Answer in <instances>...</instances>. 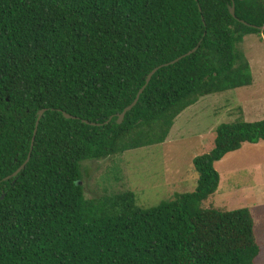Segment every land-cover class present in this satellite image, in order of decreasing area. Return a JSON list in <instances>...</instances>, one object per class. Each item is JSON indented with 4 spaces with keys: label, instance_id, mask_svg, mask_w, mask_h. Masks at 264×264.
I'll use <instances>...</instances> for the list:
<instances>
[{
    "label": "trees",
    "instance_id": "trees-1",
    "mask_svg": "<svg viewBox=\"0 0 264 264\" xmlns=\"http://www.w3.org/2000/svg\"><path fill=\"white\" fill-rule=\"evenodd\" d=\"M232 3L0 0V264H257L251 210L206 203L215 163L264 139V119L220 124L194 158L196 189L157 205L128 189L87 198L81 184L83 161L162 143L201 97L253 82L240 43L264 35V0H234L235 16Z\"/></svg>",
    "mask_w": 264,
    "mask_h": 264
},
{
    "label": "rangeland",
    "instance_id": "rangeland-1",
    "mask_svg": "<svg viewBox=\"0 0 264 264\" xmlns=\"http://www.w3.org/2000/svg\"><path fill=\"white\" fill-rule=\"evenodd\" d=\"M240 48L250 62V85L201 97L177 116L162 143L83 161L85 196L107 200L128 189L136 194L137 204L148 207L176 193L194 191L198 184L194 158L213 150L216 128L237 119H264V35H245ZM215 166L220 183L206 206L228 210L248 207L261 248L256 263L264 264V139L244 142Z\"/></svg>",
    "mask_w": 264,
    "mask_h": 264
},
{
    "label": "water",
    "instance_id": "water-1",
    "mask_svg": "<svg viewBox=\"0 0 264 264\" xmlns=\"http://www.w3.org/2000/svg\"><path fill=\"white\" fill-rule=\"evenodd\" d=\"M229 10H230L231 14H233L234 16L236 15V10H235L234 0H233L232 5H229ZM254 26L258 27V28L261 29V30L264 29V25H260V26H259V25H254ZM197 47H198V46H196V47L193 48L192 50L188 51L187 53H184L183 55H181V56L175 58L174 60H172V61H170V62H168V63H166V64H169V63H175V62L179 61L182 57H184V56H186V55H188V54L194 52V51L197 49ZM159 67H160V66L155 67L153 70H151V72H149V74H148V76H147V78H146V83H145V84L142 86V88L139 90V92H138V94L136 95L135 99L132 101V103H130L128 106H126V107L124 108V110H123L121 113H119V115H118V120H117L118 122H122L123 119H124V117H125V115H126V113H127L129 110H131V109L137 104V102H138V100H139V98H140L141 93L144 91L145 87H146L147 84L150 82V80H151L153 74L159 69ZM45 111H46V108L40 109V110L38 111V117H37V121H36V127H35L34 134H36V132H37V128H38L39 121H40V119H41V117H42V115H43V113H44ZM64 115H65L66 117H75L74 115H72V114H70V113H67V112H64ZM111 119H112V116L109 118V120H107V122L110 121ZM84 121L87 122V123H91V124H99V123H97V122H92V121H89V120H86V119H84ZM34 140H35V136L33 137L31 150H32V148H33ZM30 157H31V151L29 152V154H28L26 160H25V161H24V162H23V163H22V164H21V165H20V166H19V167H18V168H17V169L11 174V175L7 176L6 179H9V178H11L12 176L17 175L21 170H23V169L26 167V164L28 163Z\"/></svg>",
    "mask_w": 264,
    "mask_h": 264
}]
</instances>
